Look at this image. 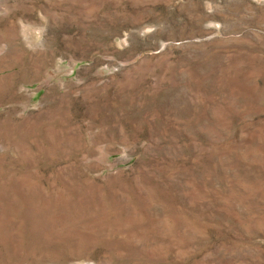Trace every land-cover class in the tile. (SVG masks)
<instances>
[{
  "label": "rangeland",
  "instance_id": "374dc122",
  "mask_svg": "<svg viewBox=\"0 0 264 264\" xmlns=\"http://www.w3.org/2000/svg\"><path fill=\"white\" fill-rule=\"evenodd\" d=\"M0 264H264V0H0Z\"/></svg>",
  "mask_w": 264,
  "mask_h": 264
}]
</instances>
